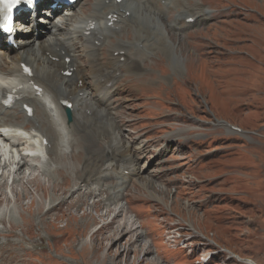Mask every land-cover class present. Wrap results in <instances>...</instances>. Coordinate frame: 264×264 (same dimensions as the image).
Listing matches in <instances>:
<instances>
[{
    "label": "rangeland",
    "instance_id": "1",
    "mask_svg": "<svg viewBox=\"0 0 264 264\" xmlns=\"http://www.w3.org/2000/svg\"><path fill=\"white\" fill-rule=\"evenodd\" d=\"M90 1L80 0L72 16L63 10L65 16L78 20L79 10L86 9ZM203 2L205 5L197 6L195 11L209 8L227 12L209 20L208 29L194 33L187 40L190 47H179L184 58L179 68H171V54H159L154 66L162 80H153L149 93L133 88L134 96L128 95L130 101L123 102L140 129L157 122L160 136L168 137L165 148L162 141L154 143L153 152L142 156L138 163L141 171L158 174L153 184L160 199L133 202L128 215L136 219V225L143 223L140 231L147 233L144 241L153 243L152 253L163 252L157 257L162 264L164 256L168 262L165 264H264V0ZM163 4L160 1L157 6ZM180 8L184 10V6ZM40 18L51 20L44 13ZM55 22L59 24L57 19ZM51 30L70 42L69 30ZM116 30L120 31L118 27ZM31 37L33 53L39 57V41L35 34ZM94 43L101 44L97 40ZM124 60L121 57L115 63ZM85 92L77 95L81 97ZM139 95L142 97L137 100ZM121 102L114 101L110 106ZM74 108L71 123L78 115ZM161 108L183 116L165 121L166 113H161ZM220 120L237 129L218 124ZM169 124L173 127H164ZM82 141L85 155L100 151L96 142L90 145L88 139ZM115 156L119 162L126 161L116 152ZM112 159L107 156L104 164ZM34 180L36 193L30 190L26 196L24 188H19L16 194L18 198L24 194V199L20 204L12 202L14 207L7 213L11 218L0 223V243H21L31 250L23 254L5 252V259L11 264L18 257L27 264L125 263L118 249L107 252L106 238L112 233L103 238L101 232L98 238L93 235L103 222L99 219L102 211L90 208L96 198L87 196L81 207L64 206L45 215L49 200L57 197L60 189L53 184L56 180L44 179V185L40 179ZM67 180L71 181L70 177ZM5 191L13 196L9 188ZM0 198V210L4 211L6 203ZM141 256L131 253L127 264H154L152 260L145 263L149 259L146 257L141 263Z\"/></svg>",
    "mask_w": 264,
    "mask_h": 264
},
{
    "label": "bare ground",
    "instance_id": "2",
    "mask_svg": "<svg viewBox=\"0 0 264 264\" xmlns=\"http://www.w3.org/2000/svg\"><path fill=\"white\" fill-rule=\"evenodd\" d=\"M47 1L43 3L47 4ZM160 1L164 4L158 7ZM79 2L66 9L58 4L50 13L46 9H37V15L48 14L51 20L38 19L31 27L18 22L20 39L16 38L13 45L0 35V137L5 141L0 147V197L6 203L5 210H0V223L11 218L7 213L12 211L8 208L14 207L12 202L20 204L24 199L23 193L22 199L16 194L19 188H24L27 196L30 190L36 193L34 179H40L42 185L44 179L56 180L53 184L60 189V194L49 200L45 215L64 206L81 207L87 196L96 198L90 208L102 211L99 219L103 222L93 235L98 238L101 232L103 238L112 233L106 238L107 252L118 249L124 264L135 252L142 255L141 263L146 257L149 259H145V263L152 260L154 264H162L157 257L163 252L152 253L153 243L145 242L147 233L140 231L143 223L136 225V219L128 215L127 209L133 202L160 199L153 184L158 174L146 173V169L141 171L138 163L142 156L153 152L154 143L162 141L165 148L168 137L160 136L161 127L157 122L153 127L140 129L123 102L130 101L128 95L134 96L131 93L133 88L139 87L149 93L150 83L162 80L160 73L157 74L159 69L154 66L160 59L159 54H171V68L176 65L179 68L184 60L180 48L190 47L187 40L194 33L208 29L211 26H206L209 20L218 19L227 11H210L209 8L195 11L197 6L205 5L203 0H91L86 9L79 10L78 20L67 18L63 10L72 16ZM182 6L184 10L180 8ZM189 18L194 20L186 22ZM112 20L113 25L109 26ZM72 22L83 26L72 25ZM91 23H95L92 29L89 28ZM194 26L197 27L194 31H185ZM54 27L57 31L69 30L70 42L57 37V32L51 30ZM89 30L90 34L86 36ZM33 34L39 41V57L33 53ZM96 40L101 44L94 43ZM121 57L125 58L124 62L116 64ZM206 57L204 54L203 58ZM24 65L32 68V76L22 73ZM70 71L72 75L67 76ZM148 79L152 80L148 82ZM86 84L90 85L89 89ZM36 87L43 90L41 94ZM83 90H86L84 95L78 96ZM8 93L16 96L11 107H6L3 101ZM113 96H117L114 101L122 102L111 107ZM64 101L73 103L72 108L78 109L72 123L67 121ZM161 102L169 105L163 99ZM25 104L33 107L32 115L29 116L24 109ZM161 113H166L165 121L183 116L162 108ZM219 122L233 127L225 121ZM164 127L171 128L173 124ZM6 128L10 132L3 136L2 131ZM83 138L88 139L90 145L96 142L100 151L85 155ZM44 139L46 145L42 144ZM8 145L10 149H7ZM20 145L35 149V155L31 157L19 149L16 151ZM115 152L126 161L119 162ZM107 156L113 159L104 164ZM59 174L63 176L58 177ZM68 177L71 181L67 180ZM8 188L13 196L6 194ZM150 189L153 191L149 192ZM30 250L21 243H0V264H11L4 258L5 252L23 254ZM150 255L153 257H147ZM163 263H168L165 256ZM14 264L27 262L18 257Z\"/></svg>",
    "mask_w": 264,
    "mask_h": 264
},
{
    "label": "snow or ice",
    "instance_id": "3",
    "mask_svg": "<svg viewBox=\"0 0 264 264\" xmlns=\"http://www.w3.org/2000/svg\"><path fill=\"white\" fill-rule=\"evenodd\" d=\"M2 2L6 5L7 14L4 16L5 24L10 22L11 20V10L14 8L20 0H2ZM5 24H0V27H4Z\"/></svg>",
    "mask_w": 264,
    "mask_h": 264
},
{
    "label": "water",
    "instance_id": "4",
    "mask_svg": "<svg viewBox=\"0 0 264 264\" xmlns=\"http://www.w3.org/2000/svg\"><path fill=\"white\" fill-rule=\"evenodd\" d=\"M67 115H68V119L71 120V113L68 109H66Z\"/></svg>",
    "mask_w": 264,
    "mask_h": 264
}]
</instances>
